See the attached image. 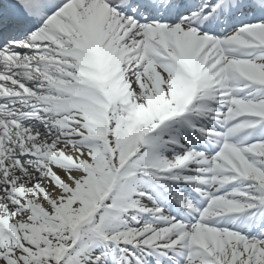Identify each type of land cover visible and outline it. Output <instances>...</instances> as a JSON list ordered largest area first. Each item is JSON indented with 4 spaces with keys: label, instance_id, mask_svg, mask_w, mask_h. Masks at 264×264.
<instances>
[{
    "label": "snow or ice",
    "instance_id": "6c2138e0",
    "mask_svg": "<svg viewBox=\"0 0 264 264\" xmlns=\"http://www.w3.org/2000/svg\"><path fill=\"white\" fill-rule=\"evenodd\" d=\"M0 264H264V0H0Z\"/></svg>",
    "mask_w": 264,
    "mask_h": 264
}]
</instances>
